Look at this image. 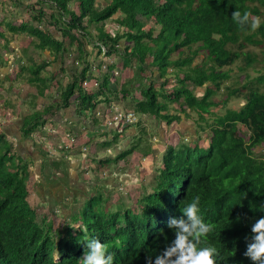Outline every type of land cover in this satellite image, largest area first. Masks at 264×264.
I'll return each instance as SVG.
<instances>
[{"label":"trees","instance_id":"1","mask_svg":"<svg viewBox=\"0 0 264 264\" xmlns=\"http://www.w3.org/2000/svg\"><path fill=\"white\" fill-rule=\"evenodd\" d=\"M45 1L38 0V9L33 6V24L9 26L14 33L29 31L33 50L24 51L30 65L22 69L27 83L40 86L47 80L53 88L57 79L44 78L42 73L76 50L81 70L62 96L65 107L74 99L75 116L90 124L102 117L101 126L110 129L106 123L108 114L114 113L113 104L130 98L139 141L153 138L163 122L166 129L183 124L182 116L190 118L193 112L198 113L196 124H205L201 129L206 132L195 140L187 137L188 132L181 134L179 143H167L160 172L151 183L154 189L143 188L149 194L138 204L109 212L113 204L104 205L101 196H94L78 206L79 227L56 229L50 213L39 219L31 206L29 170L20 164L22 155L8 145L5 130L0 131V264H56L58 254V264H81L90 239L108 247L113 264H146L147 256L154 261L174 240L167 222L182 217V209L195 196L201 198L200 215L213 227L207 239L220 250L222 264H253L244 252L253 235L252 225L264 217V92L252 87L243 98L244 105L229 106L240 99V90L225 84L232 75L224 69L244 59L246 67L241 69L245 71L257 62V55L251 53L243 58L242 49L264 46V0ZM236 10L260 16V28L241 31L232 19ZM4 66L1 62L0 68ZM129 71L143 76L134 92L120 87ZM256 81L264 83V76ZM223 87L225 99L218 98ZM100 105L106 106L97 108ZM219 110L223 112L218 114ZM50 113V108L33 112L25 121L24 135L48 122L54 125L48 121ZM209 116L212 122L206 119ZM241 126L247 128L245 134L240 133ZM150 127L152 133H148ZM84 129L82 135L90 132ZM71 139L57 152L80 148L77 138ZM85 139L91 145L96 137ZM148 153L143 151L141 159ZM130 155L120 150L116 160L107 156L95 160L107 169V164L129 162ZM111 167L102 173H109ZM77 214L73 209L70 221L77 222Z\"/></svg>","mask_w":264,"mask_h":264},{"label":"crops","instance_id":"2","mask_svg":"<svg viewBox=\"0 0 264 264\" xmlns=\"http://www.w3.org/2000/svg\"><path fill=\"white\" fill-rule=\"evenodd\" d=\"M8 1L10 0H0V27L1 25H4L8 30L7 33L6 31L4 32L3 30H1L0 39L11 40L9 34H13L15 36L18 33L20 34L17 35L18 37L26 34L28 35V38H30L28 28L25 29L26 31L19 30L20 32L14 33V31H10L11 29L9 28V26L13 25L19 28L20 26H28L30 24H33V7L29 6L31 5V3H33L38 9V0H20V2H18V0H15L19 4L13 7L12 12H10L11 7H8L9 3L6 7L8 10L5 9L4 3ZM18 6H20L21 8H18ZM8 17H12V21L8 22L6 20L8 19ZM27 49L28 48H26V50ZM78 55L79 52L77 55L75 53H72L71 57L65 56L64 58H59L58 61H54L51 66L46 68L48 74L51 77L54 76V78L57 79L56 82L58 86L55 85L53 88L49 87L45 89L42 86L31 85L26 82L22 86L21 93L16 96H11L12 98H16L17 100V103H15V99H12L13 104L20 108L19 117L12 118L11 123L9 121L4 123L5 130L8 135L7 143L16 151V153H20L22 155L23 158L21 162H23L24 165H27L30 174L29 179L31 180L32 173L34 177L38 179V193L41 195L43 203L54 207V209H57L56 212L58 213H60V210L63 208V214L61 216L64 217L67 222L70 221V218L73 215V209L77 210L78 212V206H82L83 201H86V199L91 197V191L94 188L102 187L104 191L99 192L96 195L93 194L92 197L101 196L104 202L109 201L113 204L114 199L112 197L117 198V196H119L117 192L120 188L122 190H126V192L129 191V193L132 195H138L142 193V189L144 187L143 185L145 184L146 180H148L146 176L153 172L151 166L147 165V161L149 159L148 155L147 157H144L140 160L139 166L124 164L123 160H120L118 164L113 165L115 167H111V164H107L113 169L109 170V173L107 171V175L110 176L104 177L100 174V177H95L92 173V169L90 170L91 174L87 173V170H85L86 167H84V165L86 163H84V156L82 157V153H85L84 146L80 145V148H77L76 151H73L72 155L68 154L59 156L56 153H58L57 149L60 147V145H58V147L56 148V146H53L50 143L51 141L47 140V136H49V133H47V136L43 134L44 131H50L53 134L56 133V131H59L60 128H63L66 131V135H73L72 133H76L80 136L84 131H82L83 129H80L79 126L83 125L90 130L89 136H95V140H98L96 143L100 145L99 148L96 145L95 148L91 150V155L96 154V156L93 155V159H100L102 156L106 155V152H109V146H107L105 149L104 142H110V140L113 139L114 135L110 132L114 128L111 127L110 129H107L106 127L100 126V123L96 124L95 122H93V124H90V122L82 120V117L79 118L75 116V102L73 101L74 99L67 107L63 106L62 103V96L65 90L81 70V66L76 63ZM126 74L128 76V80L133 75H135L132 74L131 71L126 72ZM127 82L128 81L122 82V85H120V87L122 88L123 86L125 88H130L131 91H133V89H136L134 87L126 85ZM31 96L37 100V104L33 111L28 112L25 110L26 107L24 103L20 104L18 98L26 101V99L30 98ZM127 103L129 105H133V110L134 104L132 103L130 98L120 105L114 104L113 107L115 105H118L120 108H123L124 104ZM105 106L106 105H100L97 108L102 109L105 108ZM48 108H50L51 112L48 116V121H54L55 124L51 125L50 122H48L46 126L35 128L34 131L25 136V121L33 114V112H43ZM183 117L184 116H182V118ZM182 121H184V119ZM1 127L3 128V126ZM187 127L188 128L185 129L188 130L189 126ZM195 129L197 131L192 129L193 136L191 134L189 135L194 140L198 136H203V132L201 129ZM91 130H93V135H91ZM147 130L148 133H152L153 128L150 127L147 128ZM137 133L138 131H136L135 128L134 130L131 129L130 131H125V134H127V136H133ZM37 134L38 139L36 138ZM169 134L170 130L166 129V126L165 128H163L162 126L161 129L157 131V134L150 139V141L153 145L162 144L159 145L162 149L166 148ZM53 135L55 137L56 134ZM50 136L52 135L50 134ZM51 138L53 139V137ZM50 144L52 145L51 149L49 148ZM121 149L125 150V147L122 146ZM155 152L156 151H154V153ZM89 157L85 156L86 159H88ZM99 161L100 160H94V163L98 164ZM97 169L100 170V173L103 170H108V168L102 169V167H99ZM105 189L106 195H103ZM74 204L76 205L74 206ZM54 209H51V211H53Z\"/></svg>","mask_w":264,"mask_h":264},{"label":"rangeland","instance_id":"3","mask_svg":"<svg viewBox=\"0 0 264 264\" xmlns=\"http://www.w3.org/2000/svg\"><path fill=\"white\" fill-rule=\"evenodd\" d=\"M31 1V0H30ZM34 1V0H33ZM32 1V2H33ZM45 1V0H43ZM18 2H20V0H18ZM46 3L44 4V7L48 6V2L45 1ZM9 3L8 7L10 8V12L13 11V7L17 6L19 3H17L15 0H10L8 2L4 3L5 9L8 10L6 7ZM34 4L31 3V5L29 7H33ZM18 8H21L20 6H18ZM32 9V8H29ZM14 16V15H12ZM8 22L12 21V17H8V19H6ZM1 21V20H0ZM1 30H3L4 32L6 31V33L8 32L7 27H5L4 25H1L0 27V36H1ZM13 32V31H11ZM20 32L19 29H17V33ZM17 35H20L19 33ZM17 35H13V34H9V36L11 37V40H6L0 39V63L4 62V67L0 68V131H3V129L5 130V124L7 121H9L10 123L12 122L11 119L14 117H19V112H20V108H18L16 105L13 104L12 99H15V103H17L16 98H12L11 96H16L19 93H21L22 90V86L27 82L25 74L23 72V67H27L30 65L29 63V56L28 54L24 53V50H26V48H29V52L32 49V46L30 45V38H28V35H21L20 37H18ZM257 38H260V35L257 34ZM13 37V38H12ZM66 42L68 43L69 41L66 40ZM8 44V45H7ZM264 44V43H263ZM238 49L240 48V45L235 46ZM236 49V48H235ZM242 57L245 58V54H254L257 55V62L255 63L254 67L251 68H246L245 71H243L241 68L242 67H246V63L245 60L242 59L240 61H237L233 66H231L230 68H225L224 71L229 70L231 71V79H229L227 82H225L226 85L231 86L232 89H239L240 93H239V98L240 99H234L229 103V106L231 107H235V108H239L241 105H244L245 101L243 100V98H245V95L247 93H249L250 89L252 87L258 88L260 89L262 92H264V83L259 84L257 83V78L264 76V46L263 48H259L258 46H252V45H248L247 48L242 49ZM72 53H75L76 55L78 54V52L75 50H72ZM38 59V58H36ZM110 64H112V61H108ZM101 65V63H100ZM22 70V72H21ZM96 72H94L95 75ZM246 74L249 75V77H246ZM42 76L44 78H49L50 75L48 74L47 70H44V72L42 73ZM143 77V76H141ZM141 77L139 74L133 75L129 80H127L128 82L126 83V85L130 86V87H134L137 88L139 82L141 81ZM44 88H49L48 82L43 81L42 84L40 85ZM245 86H248L245 87ZM223 91L221 90L218 98H222L225 99L226 98V94H227V90H225V88H222ZM135 90H133L134 92ZM18 101L20 102V104L25 105L26 107V111L30 112L33 111V109L36 107L37 104V100L34 97H30L28 99L22 100L21 98H18ZM114 105V104H113ZM117 108L119 107L118 105H115ZM114 106V107H115ZM132 106L133 105H129L124 104V107L120 109L121 112L123 113H128L129 111L132 110ZM113 107V108H114ZM12 108V109H10ZM178 108V107H177ZM107 109V108H106ZM22 110V109H21ZM108 112H111L110 109L108 110ZM223 112V110H219L217 111L218 114H221ZM115 113L112 114H108L107 118H109L111 120V122H113L114 115ZM106 115V114H105ZM104 115V116H105ZM99 122L97 120H95L96 124L100 123V126L103 125L104 123V119L102 117H99ZM184 119V123L182 125H180L179 123L174 124V126L172 127H168V130H170V139L168 141V143H173V144H177L181 141V134H186L188 132H190V134L193 136V130L197 131L195 128L201 129V126H205V124L200 123V125L198 126V124H196V122L198 121V113L193 112L191 114L190 118ZM206 119L208 120V122H212L213 121V116H209L208 118L206 117ZM107 120V123L110 121ZM27 121V120H26ZM118 123H122V122H118ZM116 123V128L112 129V131L110 133H112L114 135V138L112 140H110V143L107 144V146H109V152H106L105 156H102L100 159H102L103 157L106 158L107 157H111V159L116 160V155L117 153L120 151L121 147H125V150H127L128 152L131 153L130 155V161L126 162L124 161V164L127 165H134V166H139L140 165V159L141 156L143 155V151L148 150V152L150 153L149 155V159L147 161V165L151 166L152 169V173L147 175L146 177L148 178V180H146L145 183L150 184L151 188H153V186L151 185V183H154L156 177L158 176L160 169H161V163H163V159H164V154H165V148H161L159 145L162 144H158V145H153L151 143V141L149 139H147L146 137H141V140H137L138 137H140L139 130L138 129V125L139 123H130L129 126H126V128L124 126L121 127V129L119 128L120 125ZM151 124V123H150ZM163 128H165L166 123L163 122ZM3 126V128L1 127ZM74 126V125H72ZM77 126V125H75ZM187 126H189V129H185L188 128ZM80 129H84L85 127L83 125L79 126ZM131 130L134 128L136 129V131H138V133L136 135H129L127 136V134H125V130ZM164 130V129H163ZM187 130V131H186ZM202 130V129H201ZM247 128L241 126L240 127V133L241 134H245ZM83 131V130H82ZM181 131L183 133H181ZM6 132V130H5ZM203 134L206 132L202 131ZM47 133H49V136H47ZM84 133V132H82ZM81 133V135H82ZM43 134L45 136H47V140L51 141L50 143L53 146H56V148L58 147V145H62L64 146V144H70V142H72L73 137L78 138V143L81 146H84L85 148V153H82V157L87 154L90 153L92 154V149H94L95 145L94 143H96L98 140H94L92 142L91 145L87 144L86 142V137H89V132H87L85 135H78L76 133H72L73 135H70V137H68L66 135V131L63 128H60L59 131H56L55 137L54 135L50 132V131H44ZM50 134L52 136H50ZM121 134V135H119ZM107 135V134H106ZM53 137V139L51 138ZM190 137V136H187ZM247 137H249V135H247ZM38 139V134L37 137ZM102 138V137H101ZM127 141V142H126ZM91 143V141H90ZM128 143V144H127ZM50 144V149L52 148V145ZM97 146H100L99 144L96 143ZM125 145V146H124ZM106 147V146H104ZM72 148H69V150H65L64 153H57L59 156H64V155H72L71 153ZM91 151V152H89ZM122 151V149H121ZM154 151H156L154 153ZM148 153V154H149ZM101 154V153H100ZM94 156H96V154H93ZM93 155H91L88 158V161H86V158L84 156V163H86L84 165V167H89V169H92V173L95 177H100V170H98L97 168H99V164H95L93 159ZM261 155H264V149L261 152ZM138 158V159H135ZM18 162L19 160L16 159ZM126 162V163H125ZM20 163V162H19ZM142 163V161H141ZM20 164L24 165L23 162H21ZM97 165V167H96ZM27 167V165H24ZM107 168H109V166H107ZM29 174V173H28ZM84 174V173H83ZM30 177V176H29ZM28 186H29V194H30V204L31 206L37 210V214L39 216V219H41L43 216H48V213L50 212L51 215V219H53V222L57 228H65V224L68 223L66 221V219L64 217H59L61 212L63 214V209L60 210V214L58 212L53 213V211H51V209H54V207H51L50 205H46L43 203V199L41 198V195L38 193V179H36L32 173L31 176V180L29 179L28 182ZM103 188L102 187H97L94 188L91 191V197L93 196V194H97L99 192H103ZM119 196H117V198H114V202L113 205L109 207V212H116L118 210H125L126 207H133L135 204H138V195H134V196H130V193H128L129 195L125 196H121L120 192H117ZM106 195V189L105 192L103 193V195ZM146 195L149 194V191L145 192ZM144 194V195H145ZM142 195V196H144ZM142 196L140 195L139 197L142 198ZM90 197V198H91ZM89 198V199H90ZM123 198V199H122ZM88 199V200H89ZM76 204H74L75 206ZM110 205L107 204V207ZM46 206V207H45ZM50 206V207H49ZM135 208V207H134ZM66 211V210H65ZM55 212V211H54ZM81 210L78 211V214L76 215V219H77V223L79 222V218H81ZM68 228V227H67Z\"/></svg>","mask_w":264,"mask_h":264},{"label":"clouds","instance_id":"4","mask_svg":"<svg viewBox=\"0 0 264 264\" xmlns=\"http://www.w3.org/2000/svg\"><path fill=\"white\" fill-rule=\"evenodd\" d=\"M232 19L241 31L255 32L262 24L261 17L253 15L250 11H244L242 13L236 10L232 13ZM112 109L115 116L112 118L113 122L110 120L108 123L114 129L118 122H122L118 124H123L126 127L130 123L137 121V116L132 111L123 113L120 111V107H114ZM119 114H122V120L118 119ZM129 115H133L134 119L128 120L127 117ZM85 170L91 174L89 167H86ZM101 175L104 177L110 176L107 175V172H101ZM147 183L143 185V188L150 189V184L147 185ZM119 190L118 192L121 193V196L129 195V191L126 192V190H122L121 188ZM140 195L142 196L144 193L138 194V200L141 199L139 197ZM130 196L134 195L130 194ZM244 196H246V193ZM200 201V196H195L182 209V217L169 219L167 227L174 230V240L171 244H167L159 255L155 256L154 261L152 256H147L146 264H222L224 262V257L221 255L220 250L208 243L207 238L213 232V227L211 224L206 223L200 215ZM261 209H264V205H261ZM56 210L54 209L52 214L56 213ZM61 215L62 212L59 217ZM79 219H82V216ZM76 226L79 227V223H73L72 220L65 224V228H74ZM251 232L253 235L251 241L247 243L244 256L249 258L253 264H264V217L258 219L252 225ZM55 260L56 264H58L59 254L55 257ZM81 264H113V256L109 254L108 247L104 243H101L99 239H90L86 242V251L81 258Z\"/></svg>","mask_w":264,"mask_h":264},{"label":"built area","instance_id":"5","mask_svg":"<svg viewBox=\"0 0 264 264\" xmlns=\"http://www.w3.org/2000/svg\"><path fill=\"white\" fill-rule=\"evenodd\" d=\"M118 119H119V120H122V119H123L122 114H119ZM127 119H128V120H133V119H134V116H133V115H129V116L127 117Z\"/></svg>","mask_w":264,"mask_h":264},{"label":"bare ground","instance_id":"6","mask_svg":"<svg viewBox=\"0 0 264 264\" xmlns=\"http://www.w3.org/2000/svg\"><path fill=\"white\" fill-rule=\"evenodd\" d=\"M60 214V213H59Z\"/></svg>","mask_w":264,"mask_h":264}]
</instances>
